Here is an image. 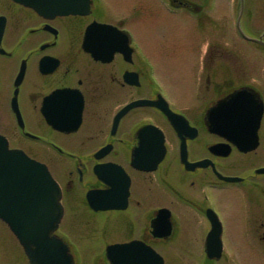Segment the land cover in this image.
<instances>
[{
    "label": "flooded vegetation",
    "instance_id": "flooded-vegetation-1",
    "mask_svg": "<svg viewBox=\"0 0 264 264\" xmlns=\"http://www.w3.org/2000/svg\"><path fill=\"white\" fill-rule=\"evenodd\" d=\"M218 3L219 0H91L88 14L45 18L12 0H0V132L17 147L28 144L31 156L37 157L41 150L43 156L48 158H60L63 155L75 160L78 166L80 163L81 168L77 166L75 178V172L69 171L65 183H60L64 204L71 206L72 213L79 209L76 188L82 183L94 190L109 188L92 172L95 151L105 145L121 146V150L113 148L102 161L126 160L131 149L139 142L138 130L148 124L159 127L165 141L170 144L166 154L170 155L171 160L163 167L164 173L177 172L178 183L189 190H196L202 183L215 187L220 184L212 174L210 165L193 169L184 167L180 161V137L159 109H131L120 118L113 129L114 117L122 106L143 97L156 100L159 94L150 83L145 67L153 60L146 57L144 51V33L147 28L154 27L146 24L147 20L159 13L183 9L187 12L185 16L191 28L196 29L206 42L208 40L212 43L213 39L208 34L219 25L216 20L217 13L221 11ZM235 13L242 17L239 23L241 30L235 32V35L238 34L235 37V89L256 88L264 103L263 74L262 79L256 80L244 65H240L237 54V45L240 44L250 46L252 43L264 48L263 45L242 38L239 34L243 32L264 43V0H235ZM88 27L92 29L89 41L91 46L89 45V51H85L83 38ZM112 34L117 39L123 36L128 39L118 44L111 41ZM101 45L103 48L97 49ZM113 45L120 49L113 52ZM215 46L212 43L209 52L205 50L201 57L202 68L207 67L210 59L214 71L221 74L224 68L223 55H219L221 53ZM185 60H190V57ZM200 85L199 90L206 94L207 73H202ZM55 90L71 91L62 94L60 99L50 101L51 103L46 102L45 98L48 100V95ZM225 90L222 82L214 84L216 96ZM77 95L82 100L77 129L72 132L53 129L59 125H72L79 108ZM13 98L16 99L23 129L19 128L12 110ZM56 100L60 102L56 104ZM187 102L188 100L182 103L169 101L173 111L183 115L197 128L195 137H186L187 159L189 162H196L208 158L219 172H243L242 196L248 198L250 191L258 184L255 176L250 174L256 168L251 165L250 160L254 157L264 159V111L258 130L262 146L255 151L243 153L235 145L205 130L204 109L214 103L213 99L203 103L205 106L200 113L194 109L195 114H192V108ZM49 110L52 111L51 118L44 113L45 111L48 114ZM55 112L58 114L55 115ZM69 116L65 124H60L65 120L58 119L59 117ZM182 135L185 134L182 132ZM220 143L230 146L227 157L211 152L214 145ZM41 145H47V150L38 147ZM87 145L93 147L86 148ZM63 152L65 154H60ZM262 163L261 166H264V161ZM158 172H127L130 176L128 205L125 210L116 213L126 223L127 232L130 233L124 241L141 239L152 245L159 240L150 227L156 211L154 205L159 186ZM140 181L151 184L147 186L145 193H135L133 190L135 183ZM177 192L181 193L179 190ZM132 207L137 208V217L139 214V221L144 223L139 227L140 233L137 236L132 235L135 230ZM84 221L85 225H89L91 217ZM252 223L253 233L264 238V220L256 219ZM96 264H107L104 256H99Z\"/></svg>",
    "mask_w": 264,
    "mask_h": 264
},
{
    "label": "rangeland",
    "instance_id": "rangeland-1",
    "mask_svg": "<svg viewBox=\"0 0 264 264\" xmlns=\"http://www.w3.org/2000/svg\"><path fill=\"white\" fill-rule=\"evenodd\" d=\"M219 5L221 11L217 13L216 20L219 22L220 27L226 29L224 33L225 41L234 43L235 35H232V32L233 30L235 31V21L231 11L234 7V0L219 1ZM226 10H228V12H226ZM172 17L175 18V14ZM170 23L171 29H166L164 39L168 41V43H174V47L179 51L180 56H184V58L187 55L192 56L194 48L189 49L187 45H192L194 34L188 18L180 14V16L176 17L175 21H171ZM186 41L187 43H185ZM199 45L200 42L198 40V46ZM168 55L167 53V56ZM194 63L193 58H191L187 68H191ZM173 68L176 69L177 73H171ZM182 72V65L175 64L169 67V65L166 64L164 72L159 74V80L165 84L164 90H166V96L172 98L173 101L180 100L182 99V95L189 93L188 73L186 77H184ZM165 73H167L166 78ZM190 82L191 80L189 83ZM192 101L193 99L191 98V103ZM69 162L68 160L61 161L60 166L57 162L47 163L53 172H61V170L68 168L67 163ZM171 177L172 176H170V179ZM221 193L222 192H218V195H216L214 191L207 192L212 201V208L221 220L231 222L232 219L235 218V226L232 227V235L224 237V241L226 245H228L230 253L235 255V258L233 260L231 259L233 264H264V241L248 239L244 234L246 229L243 224L245 219V213L242 211L243 205L238 206L232 199ZM165 200L166 198L161 196L159 201L161 204H165L164 202H167ZM171 208L176 211L174 215L180 217L178 220V231L177 235L171 239L167 247L162 245L165 253H162L163 250L161 249V254L164 257L165 264H191V261L196 260L200 256L201 234L205 226L203 214L201 211H199L200 214H197L196 211H191L183 205H174L171 206ZM96 220L101 224V222L106 220V216H96ZM61 226L64 231L66 230V232H72L79 236L78 229L76 226L73 227L69 216L66 218L64 217ZM134 226L135 231H137L140 227V221L136 220ZM105 231L107 239L113 241L125 236L127 228L122 220L118 218L113 219V217H111L106 224ZM102 238V236L97 237L94 241V245L101 247L103 242ZM73 239L77 241V244L80 246L81 243L78 241V238L73 235ZM233 250H235V252ZM23 259L24 255L17 243L4 225L0 223V264H23ZM77 259V264H93V256L90 253L85 254V252H83L77 256Z\"/></svg>",
    "mask_w": 264,
    "mask_h": 264
},
{
    "label": "water",
    "instance_id": "water-1",
    "mask_svg": "<svg viewBox=\"0 0 264 264\" xmlns=\"http://www.w3.org/2000/svg\"><path fill=\"white\" fill-rule=\"evenodd\" d=\"M15 1L53 15L72 12L76 0ZM58 199L59 188L46 167L20 150L8 149L7 141L0 135V218L23 246L30 264H74L65 243L52 234L62 213ZM132 244L135 243L114 245L109 249L142 248ZM143 250L150 256H142L144 262L139 258L138 263L148 264V259L149 264H162L160 256L146 248Z\"/></svg>",
    "mask_w": 264,
    "mask_h": 264
}]
</instances>
